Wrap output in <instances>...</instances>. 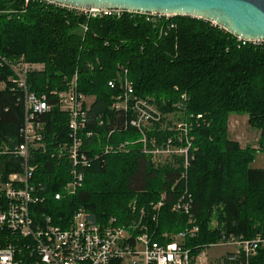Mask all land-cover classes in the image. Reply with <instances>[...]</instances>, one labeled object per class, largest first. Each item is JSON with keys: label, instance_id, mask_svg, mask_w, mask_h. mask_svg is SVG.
I'll use <instances>...</instances> for the list:
<instances>
[{"label": "trees", "instance_id": "1", "mask_svg": "<svg viewBox=\"0 0 264 264\" xmlns=\"http://www.w3.org/2000/svg\"><path fill=\"white\" fill-rule=\"evenodd\" d=\"M19 65L41 67L28 72L27 84L51 105L57 106L55 93L68 90L74 79L93 101L86 127L93 136L86 140L81 133L84 151L91 149L84 184L59 201L55 194H63L70 169L51 155L60 142H68L69 118L57 108L40 118L46 123L48 152L31 151L36 167L31 184L41 185L44 197L34 209L47 213L54 226L67 229L80 208L96 223L114 217L123 224L133 217L135 205L149 217L151 205L166 194L159 220L151 226L182 231L184 218L172 212L184 193V183L171 190L179 171L157 167L147 151L152 140L162 146L175 138L176 123H186L193 140L186 189L200 226L194 244L216 242L223 232L264 235V167L252 168L257 154H264V42L241 41L191 17L153 24L129 12L87 18L45 0H0V151L22 140L23 95L14 73ZM125 80L161 118L143 134L129 125L130 114L111 110ZM232 115L247 116L260 133L256 148L230 139ZM120 145L125 147L121 152H104ZM0 164L4 179L18 170L8 156ZM251 264H264V248Z\"/></svg>", "mask_w": 264, "mask_h": 264}, {"label": "built area", "instance_id": "2", "mask_svg": "<svg viewBox=\"0 0 264 264\" xmlns=\"http://www.w3.org/2000/svg\"><path fill=\"white\" fill-rule=\"evenodd\" d=\"M79 11L87 18L121 16L124 12ZM135 14H141L153 24L172 17ZM34 69L41 68L19 65L14 69L18 89L23 95L25 119L21 142L0 151V158L10 157L18 169L4 179L0 164V264H251L259 250L264 248V235L250 237L223 232L216 242L194 244L200 226L192 196L186 189L191 166L188 149L193 141L186 123H176L172 129L176 133L175 138L169 139L164 145L158 146L156 140H152V150L147 151L157 167L171 165V168L179 171L171 190L174 191L179 183H184V193L174 202L172 212L184 218L185 227L182 231L160 232L151 226L159 220L166 194L161 201L151 205L152 213L149 217L146 210H139L135 205L132 208L133 217L123 224H119L114 217L107 222L96 223L85 209L80 208L73 214L68 228L63 230L52 224L47 213L36 211L34 208L44 197L41 195V185L31 184L36 169L31 164V151L37 149L43 153L48 152L45 146L46 123L40 118L52 113L55 108L69 118L68 142H60L56 152L51 155V158L56 156L66 162L70 169L71 180L65 185L63 194H55L58 201L64 196L76 195L84 184L85 171L90 165L87 154L91 153V149L89 152L84 151L85 141L81 133L84 131L86 140L93 133L86 132L90 122V100L79 91L77 80L72 81L68 90L55 93L58 104L54 106L49 103L46 95H37L29 90L27 74ZM109 86L115 88L116 83L110 82ZM120 91L111 110L130 114L129 125L132 128L143 134L160 121L155 106L136 97L132 84L127 80L120 85ZM143 141L147 142L146 137ZM124 148V145L113 149L107 147L104 152H121ZM212 225L217 227V221L213 220ZM210 249L221 252L211 256Z\"/></svg>", "mask_w": 264, "mask_h": 264}, {"label": "water", "instance_id": "3", "mask_svg": "<svg viewBox=\"0 0 264 264\" xmlns=\"http://www.w3.org/2000/svg\"><path fill=\"white\" fill-rule=\"evenodd\" d=\"M79 10H119L209 21L241 41L264 42V0H45Z\"/></svg>", "mask_w": 264, "mask_h": 264}, {"label": "rangeland", "instance_id": "4", "mask_svg": "<svg viewBox=\"0 0 264 264\" xmlns=\"http://www.w3.org/2000/svg\"><path fill=\"white\" fill-rule=\"evenodd\" d=\"M40 66H37V68ZM41 68V67H40ZM90 100L88 103H92ZM260 133L253 129L249 122L247 116L232 115L229 122V137L231 140L238 142L243 148L255 147L259 140ZM264 167V154L259 153L256 156L255 162L252 164V168L261 169ZM221 252L218 249H210L209 254L211 256H216Z\"/></svg>", "mask_w": 264, "mask_h": 264}]
</instances>
